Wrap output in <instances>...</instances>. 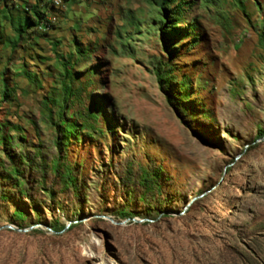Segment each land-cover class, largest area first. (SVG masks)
<instances>
[{"label": "rangeland", "instance_id": "obj_1", "mask_svg": "<svg viewBox=\"0 0 264 264\" xmlns=\"http://www.w3.org/2000/svg\"><path fill=\"white\" fill-rule=\"evenodd\" d=\"M17 1L0 264H264V0H176L167 39L158 0H64L10 48Z\"/></svg>", "mask_w": 264, "mask_h": 264}, {"label": "trees", "instance_id": "obj_2", "mask_svg": "<svg viewBox=\"0 0 264 264\" xmlns=\"http://www.w3.org/2000/svg\"><path fill=\"white\" fill-rule=\"evenodd\" d=\"M176 0H158L157 6L159 10L160 15V30L163 33V38L167 39L169 37L170 32L175 28L176 19L174 16L173 9H170V6L175 2ZM43 3H40V1L37 0V2L33 6H25V7H11L10 9L15 10V14L12 15L10 12H8V5H4V13L3 18L6 20L14 34L15 42L12 43V46H9L10 48L15 47L17 44V41L20 40V38L30 29L36 28L41 26L43 23H46V17H47V7L49 3H46L45 0H42ZM19 3V2H18ZM48 4V5H47ZM51 5V4H50ZM19 6H22L19 3ZM53 8H57L56 6L51 5ZM50 7L49 10L52 9ZM30 13V16L28 15ZM76 54H81L79 49L72 46L71 51L68 53V57L66 58V61L62 63L63 66V72L64 77L66 79H70L71 77V68H70V62L73 56ZM156 76L159 81H161L162 76L159 72L156 73ZM67 87L66 84H64V88ZM258 139L263 138L264 133L263 131L259 132ZM18 217H21L20 214L17 215ZM118 217L122 218L123 220L126 218H130V214L126 211H120L117 214ZM65 229L64 226L59 225L57 221H54L53 226L51 227V231L58 233Z\"/></svg>", "mask_w": 264, "mask_h": 264}, {"label": "bare ground", "instance_id": "obj_3", "mask_svg": "<svg viewBox=\"0 0 264 264\" xmlns=\"http://www.w3.org/2000/svg\"><path fill=\"white\" fill-rule=\"evenodd\" d=\"M15 2H19L17 0H14ZM61 1H64V0H45L46 3H49L53 6H56L57 4H59ZM45 4V3H44Z\"/></svg>", "mask_w": 264, "mask_h": 264}, {"label": "water", "instance_id": "obj_4", "mask_svg": "<svg viewBox=\"0 0 264 264\" xmlns=\"http://www.w3.org/2000/svg\"><path fill=\"white\" fill-rule=\"evenodd\" d=\"M109 219V218H108ZM109 221L110 222H112V223H115V222H113L111 219H109ZM133 222H138V223H141L142 221H136V220H132ZM115 224H117V223H115ZM7 228H9V227H7ZM32 228H29L28 230H31ZM65 230V229H64ZM17 232H19V233H25L26 232V230H16Z\"/></svg>", "mask_w": 264, "mask_h": 264}]
</instances>
